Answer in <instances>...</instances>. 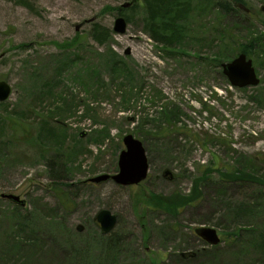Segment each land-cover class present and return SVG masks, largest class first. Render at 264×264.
<instances>
[{"label":"rangeland","instance_id":"374dc122","mask_svg":"<svg viewBox=\"0 0 264 264\" xmlns=\"http://www.w3.org/2000/svg\"><path fill=\"white\" fill-rule=\"evenodd\" d=\"M220 1L191 0L180 52L166 55L142 0H0V80L11 88L0 101V264H264V0L228 13ZM125 3L135 5L111 10ZM117 16L124 34L112 31ZM93 22L110 28L105 43ZM77 38L70 54L56 45ZM240 45H252L257 86L209 67ZM61 52L72 64L58 82ZM125 134L144 147L146 179L91 183L117 172ZM176 193L200 196L176 213L145 202ZM102 209L117 217L109 232L95 220ZM201 226L223 241L205 243Z\"/></svg>","mask_w":264,"mask_h":264},{"label":"trees","instance_id":"16d2710c","mask_svg":"<svg viewBox=\"0 0 264 264\" xmlns=\"http://www.w3.org/2000/svg\"><path fill=\"white\" fill-rule=\"evenodd\" d=\"M142 2V6L145 12L144 20H142V22L144 24L145 31L148 33L151 39L162 45L161 51H163L166 55H173L177 52H180L177 40L182 37V20L186 18L187 13L191 10V0H142ZM239 2L240 0H222L218 3V5L224 9V12L228 13L230 10L235 9ZM133 5H131L130 7H132ZM111 10H115L116 12L120 13L121 10H124V8L119 6L117 8H112ZM90 34L93 40H95L99 44L105 43L110 39L112 35L110 28L104 27L97 22L92 23ZM78 42L79 38L76 39V42L74 44H71V42H66L56 45L59 46V49L61 51H68V53L70 54L71 52L69 50L74 49L75 47L73 46L77 45ZM241 46L242 45H240V47ZM19 47H23V45H20ZM250 47H252V45H248L246 47L243 46L241 47L240 52L246 53L249 57L250 50L248 49ZM62 55L63 53L61 52L57 60L58 69L55 71V78L56 80H58V82H62L63 80L62 70H64V67L70 66V64H72V60L70 59L72 55L69 56L68 54H65L63 59ZM262 55L264 59V50L262 51ZM77 60L78 57H76V61ZM208 64L209 67L213 66L217 69L221 67V62L216 57L211 58ZM111 68L115 71V73L118 71V68H116L114 65ZM93 75L95 76L96 74L93 72ZM78 76L82 75L78 74ZM47 87V93H50L52 97H61V94L58 95L52 93V84H48ZM158 96L159 95L156 93V97ZM168 114L171 115V112L168 111ZM154 120L155 118H152L150 120L146 119L147 122L151 121L152 123ZM165 130L166 129H164V127H161L160 130L156 133L157 136L162 137L160 135H164ZM199 196V193H191L189 195H181L176 193L174 195H171L170 197H164L154 194L149 195L148 197H144L147 198L145 202L149 207H159L160 209H163L165 211L176 213L184 206L192 204Z\"/></svg>","mask_w":264,"mask_h":264},{"label":"water","instance_id":"95a60500","mask_svg":"<svg viewBox=\"0 0 264 264\" xmlns=\"http://www.w3.org/2000/svg\"><path fill=\"white\" fill-rule=\"evenodd\" d=\"M129 6L125 3L122 7ZM127 23L124 17L117 16L114 20L112 31L116 34H124ZM222 73L226 76L229 83L234 87L244 88L247 86H257L260 79L257 77L252 60L245 53H240L232 61L222 63ZM11 93L9 84L0 80V101L6 100ZM125 149L118 157V171L114 175L101 174L89 179L92 183H101L109 179L116 184L129 186L143 181L148 173V161L145 155L144 147L140 140L132 134H125L122 138ZM1 197L10 199L21 205L24 201L13 194H1ZM103 232H109L116 224L117 217L107 209H102L95 216ZM195 235L203 239L210 245H216L220 239L217 231L212 227L201 226L194 229Z\"/></svg>","mask_w":264,"mask_h":264},{"label":"flooded vegetation","instance_id":"af4514ba","mask_svg":"<svg viewBox=\"0 0 264 264\" xmlns=\"http://www.w3.org/2000/svg\"><path fill=\"white\" fill-rule=\"evenodd\" d=\"M221 240L223 241V239H222V238H221ZM222 241H221V242H222Z\"/></svg>","mask_w":264,"mask_h":264}]
</instances>
